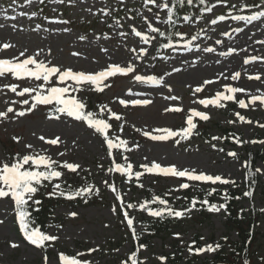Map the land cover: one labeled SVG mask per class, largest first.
Listing matches in <instances>:
<instances>
[{"label":"rangeland","instance_id":"rangeland-1","mask_svg":"<svg viewBox=\"0 0 264 264\" xmlns=\"http://www.w3.org/2000/svg\"><path fill=\"white\" fill-rule=\"evenodd\" d=\"M241 2H253L254 5L260 3L252 0H228L227 4H216L215 0H207L206 6L215 4L212 12H204L200 16L201 19L182 21L180 25V32H183L185 36L191 33L197 36V39L192 41L193 47L185 48L180 41L169 53L159 57L154 53L156 38L151 43L144 44L139 37L131 33L130 26L142 32L148 31L143 17H147L160 29L166 27V23L163 22L166 19V10H160L151 4L146 5L144 0H123V3H120V0H73L72 4H69L68 0H64V3H59L58 0H43V3L40 0H33V3L29 5H25L23 0H17L15 11L9 7L12 0H0V13L7 10L8 17L16 16V19L12 20L0 15V44L15 45L7 50L0 49V58L18 56L19 52L27 49V55L40 52L37 58L46 64L61 68L71 67L74 71L86 72L102 70L112 63L122 67L131 63L134 71L127 75L108 78L104 81V84L108 86L104 87L102 92L87 85L80 91L73 92L86 106L88 96L93 99L99 97L100 105L106 106L101 112L108 119L112 117L109 109L120 115L119 121L115 119L113 121L116 123L118 137L125 140L127 145L120 148L122 155L117 154V159L131 164L133 172L140 171L144 173L143 175L146 172L141 165H150L155 161L162 166L174 164L178 169H195L197 172L221 175L235 181L234 185L241 188L246 182L245 160L241 157L244 153L243 144L238 145L234 142V152L237 156L230 157L228 152L231 147L224 145L223 139H212L210 144H206L199 138H193L187 143H182L183 141L180 140V143L176 144L175 141L179 139V136L173 137L170 142L152 141L143 136V131L156 134L155 130L158 128H169L179 132L187 126L184 113L196 109L210 116L207 126L216 123L221 127L233 128L241 133L242 140L247 141L244 146L253 149L264 146L261 143H251L253 140L264 141V128L259 126L264 124V106L257 102L255 106L250 105L241 109L236 102L244 99L248 103L251 94H258V90L264 92V59H249V63H244L245 58L264 57V44L258 43V41H264V18L245 23L231 20L229 17L216 25L209 23L217 15H228L229 11L232 14L247 15L257 10L255 7L240 8ZM232 5L235 7H231ZM105 7L112 12L111 16H105L99 11ZM22 11L28 15H18ZM33 11L37 13L36 16L30 15ZM158 12L161 16L159 21L155 19V14ZM113 17L120 21L119 26L114 23ZM62 21H68V23H62ZM13 24L16 25L15 29L12 27ZM37 24L40 25L38 29ZM236 27L242 28L243 31L233 32ZM64 28L68 31H63ZM225 31L229 32L228 36L222 35ZM121 32L126 35L121 36ZM149 35L156 37V34L149 33ZM80 36H84L85 39L80 40ZM217 39H220L222 43L217 45L215 43ZM197 44L199 48L195 47ZM205 47H214L216 51L204 52ZM140 48H145L147 51L141 54ZM229 48H236L237 51L227 56L219 55L220 52H226ZM173 68H179L180 71L173 72ZM235 72H240L241 76L233 81L231 75ZM135 75L163 77V83L159 85L141 83L134 79ZM256 75H259L261 79L248 78ZM208 80L214 82L205 84L204 82ZM36 83L34 79L28 78L15 80L10 75L7 78H0V111H6L8 107L14 109L8 119L0 118V159L6 157L4 152L7 147H10L18 149L22 155L27 151H33L50 155L60 162L78 163L80 168L76 173L63 169V178H72L82 187L91 185L92 194L96 193V189L100 191V199L96 201V204L87 206L62 204L53 215L55 220H61V223L57 225L51 222L47 234L58 236L55 243L63 253L68 251L84 253L79 258L88 260L91 264H121L119 259L128 254L130 245L128 241H124L122 223L111 211L115 205L111 202L110 193H101L106 189L105 181L110 178L101 137L85 124L70 118L63 117L59 121L48 119V114L43 111V105L38 106L31 113H26L24 117L11 118L15 112L29 107L31 100L28 94L20 97L10 89L4 88L3 85L17 84L19 85L17 91H20L23 87H34ZM48 83L50 85L58 82L52 80ZM225 84L244 88L246 91L236 93L234 101H222L224 107L213 105L205 107L199 104V100L214 97L217 91H225ZM198 86H202L201 92L195 91ZM225 94L228 93L225 91ZM168 97L178 99L172 100ZM22 99H29V105H24L21 102ZM142 99H148L152 103L149 105L130 103L132 100ZM120 100L129 101V103L122 105ZM229 102L233 105H228ZM171 107H179L182 111H164L165 108ZM237 112L252 123L240 121L235 115ZM228 121L234 122L228 123ZM136 129L141 131L138 132ZM41 135L46 139L60 136L62 143L54 146L47 145L39 139ZM211 135L222 137L216 129L211 132ZM13 136L20 137L21 141L19 143L14 141V144ZM29 143L34 146L32 150L24 147ZM213 144L216 148L212 147ZM60 153L63 155H59ZM124 157L128 158L127 161ZM255 168L264 170V159L257 161ZM89 176L93 177L91 181L87 180ZM259 176L262 183L261 190L251 202L246 200L242 203L244 210L255 209L261 212L260 210L264 209V172L259 173ZM185 181H187L185 178L175 177H163L159 181H154L153 176L147 175L141 184L143 188L149 187L151 190L163 189L169 193L170 197L178 198L181 192L178 186ZM187 182L197 188L200 181ZM202 183L205 188L218 190H226L233 185H222L219 182ZM124 188V184L118 186L120 192H123ZM103 196L106 198L104 199ZM141 197V194L131 196L130 192L124 195L126 202L135 205L131 209L134 212V219L138 216L137 212H144L139 208V205L144 203ZM183 209L177 208V210ZM71 211L77 212L78 216H68ZM199 219L195 209H192L181 220L183 226L176 229L177 232H182L179 237H173L170 234L151 238L146 244V249L140 250L141 261L145 264H185L189 254L185 251L179 257L178 249L190 243L195 234L203 237V246L207 244L215 246L220 243L224 236L225 211L222 209L218 213L213 212L209 221L201 226L194 224V221ZM0 220L4 221L0 224V264H44L41 251L28 244L15 231L13 201L10 198L0 200ZM258 230L253 249L256 253L251 259V264H260L261 257H264V237H262L264 216L259 222ZM230 238L235 240V233H232ZM12 242L18 244V247L12 248L10 246ZM119 242L121 245H118ZM90 248L98 250L88 253L87 250ZM53 251L54 254L48 258V264H59V250L53 248ZM214 253L199 254L197 261L192 264H201L205 259H210ZM160 256L166 257V260L160 261L158 259Z\"/></svg>","mask_w":264,"mask_h":264},{"label":"snow or ice","instance_id":"snow-or-ice-1","mask_svg":"<svg viewBox=\"0 0 264 264\" xmlns=\"http://www.w3.org/2000/svg\"><path fill=\"white\" fill-rule=\"evenodd\" d=\"M43 3V0H40ZM59 3H64V0H58ZM145 4L154 5L156 8L160 10H166V19L163 21L169 25H175L176 21L173 19L175 13L174 8L170 6L169 0H144ZM184 2V0H181ZM194 0H186L188 5H192ZM201 5H205L207 0H198ZM25 5H29L33 3V0H23ZM69 4L73 3V0H68ZM120 3H123V0H120ZM216 4H227L228 0H215ZM17 4V0H12V3L9 5L10 8H13L15 11V5ZM215 4L211 6H206L201 8V12L210 13L213 11ZM231 7H235L232 5ZM255 7L257 10L252 11L250 14H232L229 11L228 15H217L215 18L211 19L209 23L211 25H216L220 21H225L229 17L234 21H243L245 23H251L253 21L260 20L264 18V0L257 5L248 4L246 2H241L240 8H252ZM101 11L105 16H111L112 12L107 8H102ZM151 11V9H149ZM6 19L15 20L16 16L8 17L7 10L0 13ZM18 15L24 16L28 15L25 12H19ZM31 16H36V12H31ZM131 18V17H130ZM47 19V18H46ZM144 22L147 26V32H142L137 30L136 27H131V33L136 37H139L140 40L144 44L151 43L156 37L152 34H158L159 37H165L166 35L169 37L168 42L161 45L164 48H170L173 46V38L180 37L183 38V33L179 31L168 32L162 31L159 27H156L151 23L147 17H143ZM155 19L157 21L161 20L160 13L155 14ZM197 20L201 19L200 16L196 17ZM114 23L119 26L120 21L113 17ZM184 22H190V17L188 15L183 16ZM61 22V21H56ZM62 23L67 24L68 21H62ZM13 29L16 28V25H12ZM36 28H40V25L37 24ZM63 31L67 32L68 29L64 28ZM243 29L240 27H236L233 29V32H242ZM202 34V33H201ZM121 36H125L126 33L121 32ZM224 36H228L229 32L225 31L222 33ZM107 38V37H106ZM80 40H84V36L79 37ZM99 39V37H97ZM197 39L196 35H193L190 40H183V44L185 48L193 47L192 41ZM175 43L179 44L180 40H175ZM217 45L221 44L222 41L217 39L215 41ZM258 43L264 44V41H258ZM15 45L10 43H2L0 44V49L7 50L9 48H13ZM196 48H199V45H195ZM43 51V50H41ZM103 51H107V49H103ZM135 51V50H133ZM140 53L143 54L147 51L145 48H140ZM204 52H214L216 49L214 47H205L203 49ZM236 48H229L226 52H220L219 55L227 56L231 53L236 52ZM40 55V52H37L33 55H27V49L19 52L18 56H13L11 58H0V78H7L9 75L15 80H23L24 78L34 79L37 83L34 87H23L20 91H17L19 85L17 84H5L4 88L10 89L11 92L16 93L20 97H24L25 94H28L29 99L31 100V104L23 111L15 112V115L12 116V119L16 117H24L26 113H31L38 108V106H51L48 109L47 118L50 120L59 121L63 117L70 118L73 121H78L85 124L89 129L93 130L96 134L102 137L103 143L107 145V155L112 156V149H120L122 146L126 147L127 142L123 139H119L118 137L113 138L110 136L109 130L112 128V125L108 122V120L103 118H98V115L92 111L86 110V104L76 97L75 95H69L70 92L80 91L84 86H92L96 91H103L104 87L108 85L104 84L108 78L117 76V75H127L128 73H132L134 71V67L131 63H129L126 67H122L119 64L112 63L109 64L106 68L96 71V72H86V71H74L71 67L61 68L56 65L46 64L43 60H39L37 57ZM74 55H78V53H74ZM139 58V57H137ZM249 59L257 60L264 59V57L252 56L250 58H245L244 63H249ZM173 72L180 71L179 68H173ZM241 76L240 72H235L231 75V79L233 81L239 79ZM249 79L260 80L261 77L259 75L249 76ZM134 79L141 83L147 84H155L159 85L163 83V77L157 78L156 76H141L135 75ZM55 80L58 83H52L49 85L48 82ZM42 81V83H41ZM71 83H68V82ZM214 81L208 80L205 81V84H211ZM48 85V86H46ZM224 89L228 94H225V91H217L214 97L205 98L199 100V104L207 107L208 105H213L216 107H224L222 101H234L236 100V93H244L246 89L233 87L231 85L225 84ZM196 92L202 91V86H198L195 89ZM29 99H22V103L24 105H29ZM168 99L176 100L177 97H168ZM241 109L251 106H255L257 102L261 106H264V92H259L258 94H251L249 96L248 103L245 102L244 99H239L236 101ZM129 101L120 100V104L126 105ZM133 105H149L152 101L148 99L142 100H132L130 101ZM106 106H101V111H104ZM112 117L115 120L119 121L121 119L120 115L115 112H112L110 109L108 110ZM165 112H180L182 111L179 107H171L165 108ZM14 109L12 107H8L6 111H0V118L8 119L9 114L13 113ZM191 114L186 117V127H183L179 132L173 131L169 128H158L155 130L156 134H152L150 131H143V136L148 137L152 141H168L170 142L173 137L179 136V139L175 141L176 144L180 143V140L187 139L193 132V129L196 128V124L193 122V117H199L201 120H208L210 116L202 111H197L196 109L190 110ZM237 118L242 121L251 124V120H246L245 116L241 115L239 112L235 113ZM234 121H228V123H233ZM261 128H264V124L259 125ZM122 130V127H121ZM138 132L140 129H136ZM236 144L242 145L247 143V141L242 140L239 136L232 137ZM41 141H44L47 145L54 146L62 143L60 136H55L54 138L46 139L45 136L41 135L39 137ZM213 140L222 139V137H212ZM12 140L19 143L21 141L20 137L13 136ZM118 141V142H114ZM251 143H261L264 144V141H256L253 140ZM25 149L32 150V144H25ZM213 148H216V145H212ZM223 151V149H219ZM59 155H63L60 153ZM228 156L236 157L237 153L234 151H229ZM127 161V157H124ZM245 166L248 167V172L246 173V177H251L254 175L250 162L246 161ZM102 167V166H101ZM141 167L144 169V172L149 174H157L163 175L165 177H175V178H185L187 181H200V182H211L212 184H216L219 182L222 185L235 184V181L226 179L221 175H211L207 174L203 171L197 172L195 169H178L176 165L171 164L168 166H162L160 163L155 161L151 162V164H143ZM80 168L78 163H70L67 161L60 162L56 159H53L50 155L36 153L33 151H27L23 155L21 153H15L10 156H6L3 159H0V200L5 198H10L11 201L14 202V214L16 222L19 226V231L22 233L24 240H26L31 245L36 246L37 248H46V242H54L58 240V236L47 234L42 231L40 227L33 226V210L35 212H39L40 205L42 203L41 200L36 199L37 193H39L41 187L45 186V182H49L51 185V191L46 192L45 195L49 197H64L67 200H73L76 197L84 196L85 194L91 195L93 192V187L91 185L85 186L82 188H77L75 190L71 189L69 186L67 189L61 187V183L54 182L60 180L64 176L63 169L68 170L70 173H76ZM109 172L116 171L122 173L128 177H132L133 175L139 179L144 173L140 171L133 172L131 164H120L115 163L113 168L108 169ZM264 170L261 168H256L255 173H262ZM255 181L253 180V184ZM105 184L116 193L115 199L120 201L119 207L113 206L111 211L113 214H117L118 212H122L123 220L126 221V227L131 230L133 240L138 239L136 229L133 227L134 220L130 217L127 209H132L135 207L133 203L125 204L123 202V197L117 191L114 185L108 184L105 181ZM143 187V184L140 185ZM179 189H187L190 187V184L187 182L180 183ZM215 189H213L214 191ZM98 192L99 190L96 189ZM207 195H211V192H208ZM245 197L251 198L253 196L252 191H245L243 193ZM239 199V197H235ZM229 196L227 193L224 194L225 203H221L219 205L210 204L208 200L200 201L201 204L207 205L208 210L210 212L218 213L222 209H226L227 200ZM87 202V201H85ZM158 202L162 207H150L149 205L152 203ZM197 204V200L193 197L191 201V208H185L183 210H176L169 206V202L166 199L161 198L160 196H153L150 201H145L139 205V208L147 211V213L151 217H159L163 218L165 215L169 217L181 218L186 216L191 212L192 208H195ZM264 213V209L260 210ZM70 217H77L78 213L75 211H71L68 213ZM4 221L0 220V224ZM107 226V225H106ZM60 227V226H57ZM175 236L179 237V233H175ZM227 239L226 237L224 238ZM203 240V237H201ZM195 241L192 244H189L187 247L189 254H202V253H213L221 248V244L217 243L215 246L212 244H207L203 247H193L195 245ZM12 248H17L18 244L12 242L10 244ZM146 245L139 244L135 251L131 252L130 256H128L124 261H121V264H145L144 261L139 260L138 252L141 249H146ZM97 248L88 249V253H92L97 251ZM84 253H77L75 256H71L65 254L63 252L58 254L59 264H91L88 260H82L79 257L83 256ZM160 261H165L166 257L160 256L158 257ZM44 264H48V256L45 254L43 257ZM242 264H249L247 259L242 260ZM260 264H264V257H261Z\"/></svg>","mask_w":264,"mask_h":264},{"label":"trees","instance_id":"trees-1","mask_svg":"<svg viewBox=\"0 0 264 264\" xmlns=\"http://www.w3.org/2000/svg\"><path fill=\"white\" fill-rule=\"evenodd\" d=\"M170 6L174 8L175 15L173 19H178L180 17V14L184 13L185 11L195 12V10H199L202 5L198 2V0H194L192 5H188L186 3V0H184V2H181V0H171ZM174 27V25H169L167 33L173 32ZM167 37V35L165 37H159L160 42H167ZM215 127L219 128V126L217 125ZM219 129L222 131L226 143L232 145L234 141L232 137L238 135L230 128ZM200 136L201 138L203 137L206 140L209 138V129L206 126L202 128ZM244 157L246 161L250 162V166L254 175L251 177H246L247 182L244 191L236 187H231V189L227 190L226 192L229 196V199L226 202L227 207L225 209L226 217L224 222V230L228 235L231 232H235L238 239L236 241H230L227 237L228 235H225L227 238L226 244H223L220 250H218L212 257V259L208 260V262L211 264H242L243 259L250 260L252 254L254 253V250L252 249L258 235V224L264 214L254 210H249L248 212H246L241 206V203L246 199H253L254 196L257 195L258 190H260L261 188L260 180L258 174L255 173L254 165L258 159H262L264 156L262 151L257 152L252 151L251 149H246ZM248 170L249 169L246 166V173L248 172ZM253 180L255 181L254 184ZM135 185H137V183ZM249 190L253 192V196L251 198L245 197L243 195V192ZM208 192H211V195H207ZM146 194V198L148 199L147 201H150L153 196L157 195L165 199L164 196L160 194L151 195L148 192H146ZM216 194H220V192L205 190L202 186H200L196 190L195 195L192 194L186 196L185 199L187 200V205L191 204L193 197H195L197 200L196 209L198 210L199 216L203 218V220H200V222H197V224L203 223V221L208 220L210 217L208 206L201 204L200 201L208 200L210 204H215ZM235 197H239V199H236ZM35 198L41 200L42 203L39 206V212H35L33 210V220L35 222L33 226H38L42 231H45L44 223L46 219L50 217L52 210L58 205V202L47 198L40 191L39 193H37ZM149 206L153 208L162 207L158 204V202L152 203ZM176 221L177 220L175 219V217H169L165 215L162 219L159 217H152L149 221H143L142 223L152 234L158 235L160 233L167 232L170 225L176 223ZM195 242V247H199V236L195 237ZM139 243H142V240H139ZM136 247L137 243H135L133 247L134 251L136 250ZM194 258H196V256H194L193 254L191 260H193ZM206 263L207 260H205L202 264Z\"/></svg>","mask_w":264,"mask_h":264}]
</instances>
